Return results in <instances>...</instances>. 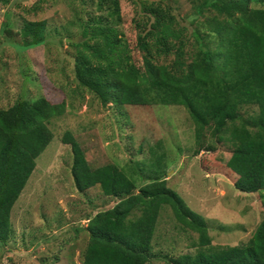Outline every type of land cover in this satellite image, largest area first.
<instances>
[{
	"label": "rangeland",
	"instance_id": "374dc122",
	"mask_svg": "<svg viewBox=\"0 0 264 264\" xmlns=\"http://www.w3.org/2000/svg\"><path fill=\"white\" fill-rule=\"evenodd\" d=\"M118 2L121 20L109 19L133 48L138 65L144 60L177 68L179 60L188 64L195 50L192 21L203 26L216 14L196 8L201 0ZM100 3L0 0V108L40 96L66 104L64 114L48 123L54 137L12 209V234L0 242V264H83L90 241L88 218L117 203L100 186L77 188L72 146L63 141L67 131L84 148L92 167L116 164L137 186L166 177L168 185L206 218L213 245L246 244L264 219V191L245 193L235 187L239 176L227 162L236 144L220 140L214 129H205L199 138L185 106L103 105L79 83L75 43L92 17H108L114 7L112 0ZM252 6L264 8V3ZM40 21H46L45 41L26 47L31 37H24L25 26ZM197 241L198 233L180 223L165 204L152 240L155 257L146 264H170L180 255L195 254Z\"/></svg>",
	"mask_w": 264,
	"mask_h": 264
},
{
	"label": "trees",
	"instance_id": "16d2710c",
	"mask_svg": "<svg viewBox=\"0 0 264 264\" xmlns=\"http://www.w3.org/2000/svg\"><path fill=\"white\" fill-rule=\"evenodd\" d=\"M112 1L108 17H92L75 43L79 83L103 105L185 106L199 138L205 129H214L220 140L236 144L227 162L239 176L235 187L245 193L264 191V8L252 6L264 0L197 3L202 12L213 10L216 14L203 26L192 21L195 50L188 64L179 60L178 68L152 60L137 64L133 48L109 19L121 20L119 2ZM45 29L46 21L27 24L23 35L31 39H26L25 46L41 45ZM143 39L138 38L139 49ZM245 107L250 108L246 114ZM65 110V103H52L45 96L21 98L9 108H0V242L9 240L12 209L36 168L37 158L54 137L48 123ZM63 141L72 146L77 188L85 191L100 186L105 195L118 200L88 218L90 241L83 264L149 262L155 257L152 240L165 204L180 223L198 233V251L173 258L170 264H264V219L246 244L217 247L206 218L168 185L166 177L137 186L116 164L92 167L70 131Z\"/></svg>",
	"mask_w": 264,
	"mask_h": 264
}]
</instances>
